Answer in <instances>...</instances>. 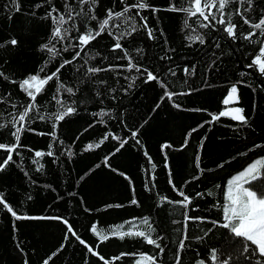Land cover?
Returning a JSON list of instances; mask_svg holds the SVG:
<instances>
[{"label":"trees","instance_id":"16d2710c","mask_svg":"<svg viewBox=\"0 0 264 264\" xmlns=\"http://www.w3.org/2000/svg\"><path fill=\"white\" fill-rule=\"evenodd\" d=\"M135 2L99 0L98 19L77 16L65 25L70 34L49 44L53 56L41 49L54 27L48 13L53 7L65 13L67 3L74 13L83 7L91 16L90 5L19 0L17 12L12 0H0V143H16L12 132L20 125L13 117L30 103L19 82L59 69V79L37 96V109L24 124L13 162L0 172V192L19 215L60 218L16 220L0 205V264H151L141 262L143 255L155 257L156 264H175L177 256L180 264H213V250L216 264L228 256L230 264L264 260L246 259L239 251L242 238L222 227L228 182L264 159V74L252 63L264 47V35L251 27L264 17V0H253L251 10L237 0L225 8V19L230 16L237 25L235 39L215 21L205 28L201 17L170 10L172 5L190 7L191 0H147L150 8L139 15L135 8L128 13L135 16L137 31L120 40L122 49H114L116 37L131 30V22L125 25L123 18L111 22L120 24L110 28L111 34L106 31L87 46L79 45L85 25L96 29L108 9L118 12ZM211 11L218 20L219 11ZM141 17H147L154 38L141 27ZM250 33L255 35L244 39ZM190 35H201L205 42L190 41ZM12 38L16 46L5 43ZM129 57L141 71L128 70ZM145 69L157 80L146 82ZM232 86L238 88L239 101L225 105ZM166 92L175 95L169 99ZM233 106L245 110L247 124L230 117L213 120ZM67 107L75 111L57 121L55 115ZM37 151L45 155L36 157ZM7 155L0 149V164ZM259 171L261 179L246 187L264 189V167ZM181 191L191 200L187 208L179 203ZM186 215L201 219L185 223ZM144 218L154 231L142 223ZM119 225L124 226L121 231H145L163 251L142 237L111 235ZM93 226L109 239L101 242Z\"/></svg>","mask_w":264,"mask_h":264},{"label":"snow or ice","instance_id":"6c2138e0","mask_svg":"<svg viewBox=\"0 0 264 264\" xmlns=\"http://www.w3.org/2000/svg\"><path fill=\"white\" fill-rule=\"evenodd\" d=\"M234 2V0H204L202 3V0H191V6L190 7H176L175 5L170 6V10L172 11H182L187 13L188 17H201L203 21H206L207 23H204L201 25L202 27H209L213 21L216 23L223 25V30L228 34L229 37H232L233 39L236 38V28L237 25L232 23V20L229 16V18L225 19V8L230 4ZM239 4H247L248 9L251 10V6L253 4V0H237ZM13 6L15 8V11L19 12L20 4L19 0H12ZM79 3L81 5L88 4L89 12H92L93 14L91 16H88V13L84 12L83 7H81V10L79 12L73 11V9L66 3L65 13H59V10L55 7L52 8V11L48 13L49 16L52 18V22L54 24V27L52 29L51 34V40L49 43H45L41 46L42 50H47V52L52 53L53 56L56 54L54 47H50L49 44L52 42V40H61L63 41L67 35L70 34V29L65 28L64 26L69 24L70 21H75V18L77 16H84L88 17L90 20H97L98 17L94 14L95 7L98 6L99 0H79ZM121 3H124V0H121ZM37 8L40 7V5H36ZM151 6L147 3V0H136L135 3L131 5L125 4L124 8L121 11L114 12L112 9L107 10V16L103 20H100L98 23V27L96 29L88 28L85 25V31L80 33L78 36V41L80 46H87L91 41L95 40L97 37L104 34L106 31H109L111 27L119 28L120 24L112 25L113 20H120L123 18V23L125 25L129 24L131 22V30L121 33L119 36L116 37V43L114 45V49H122L123 45L120 43V40L124 36H131L133 33L137 31L136 27V20L135 16L128 15V13L131 12L133 8L137 9V12L135 15H139L140 11L146 10L150 8ZM155 10V9H153ZM211 10H218L220 13V18L217 20L216 15ZM53 13H57V15H53ZM237 14L241 15L243 17V13L239 12L237 10ZM211 18V19H210ZM141 20L143 21V24L141 25L142 28L147 30V34L149 38H154L153 36V30L148 27L147 24V17H141ZM243 22L245 24H249L250 21L247 18H244ZM185 27H190L188 20H185ZM73 26H75L73 24ZM251 27L257 30L261 31V34L264 35V17H262L258 22L251 24ZM79 31V28L76 29ZM109 34L111 32L109 31ZM255 35V33H250L249 35L245 36L244 39H251V37ZM188 40L196 42L199 41L201 44H203L205 41L201 35H190L187 37ZM6 44H10L12 46H16L18 44L17 39L12 38L10 41H6ZM0 47H4V44H0ZM217 47H219V44H217ZM67 50V49H65ZM79 55V53H77ZM127 55V53H126ZM264 47L260 49L259 55L255 57L253 60V65L258 66L259 72L261 74H264ZM65 63H70V61H65ZM64 65L62 64L61 67ZM252 65H249L251 67ZM132 69H135L137 72L141 71L137 65L131 63V58L129 57V65L128 70L131 71ZM41 72L44 71L43 68L40 69ZM89 72H99L101 71L100 68H90L88 70ZM147 72V81L150 80H157V76L153 75L152 72H148L146 69L144 70ZM185 73L188 72V69H184ZM59 69H57V72L52 73L51 75H47L43 78L40 77L39 74H30L27 78H24L22 81L19 82L20 89L26 93L27 97L30 98V103L24 108L23 112L19 114V116L13 117V123L20 125L19 127H15V130L12 132V135L15 137L16 143L13 145H7L4 143H0V149L6 150L8 152L7 158L3 161L2 164H0V172H3L5 168L8 166L10 162H13V155L12 153L16 152V149L20 147L19 141H20V134L24 131V124L28 122L29 113L33 110L37 109L36 99L39 94H41L44 91V88L46 85L49 84L50 81H52L54 78L59 79L58 76ZM0 76H4L3 72H0ZM7 79V77H5ZM13 83H16V81H12ZM60 87H63V84L60 85ZM69 93H71L73 90L71 88L66 89ZM165 95L171 99L174 93L166 92ZM55 99V97H53ZM239 101V95H238V88L236 86H232L230 89V93L227 96V98L223 101L225 105H229L231 103H237ZM57 103L61 104V107H64L62 101H57ZM179 107V105H176ZM15 107V105H13ZM75 111L72 107L64 108L63 111L59 112L55 115V119L57 121H62L65 119L66 116H69ZM244 109L242 107H233L228 108L225 111H221L219 115H216L213 117V120H219L220 117H230L232 120L239 121L241 123L247 124L248 120L244 115ZM105 113H101L100 115H104ZM43 119L44 117H40ZM2 127V125H0ZM55 135V133H53ZM135 135V133L133 134ZM127 141H124L126 143ZM123 146V143L121 144V147ZM95 147H99V145H95ZM169 147V146H165ZM88 148H93V145H88ZM48 155H52L51 152L47 153ZM147 155V153H145ZM45 155L43 152L37 151L35 152L36 157H42ZM71 155V153H69ZM34 163H38L37 161H33ZM42 167V165H41ZM155 167V165H153ZM197 167H199V158H197ZM261 167H264V159L257 160L254 163H252L245 171L239 173L235 177H233L228 182V190H227V196H226V203L223 205L222 211H223V218L224 221H226L222 227L226 229H230L231 233L234 234L235 237L242 238L244 244L243 248L239 249L240 253L242 255L247 254L245 256L246 259L251 260L253 256H259L261 258H264V189L257 188V190H253L251 187H246L245 185L250 184L252 181H256L261 179V174L259 169ZM180 195L184 197L183 201H180L179 203H182L185 208L188 207V205L191 203V200L188 196L184 195V193L181 191ZM203 195V194H198ZM132 203H136L135 200L132 201ZM0 205H3V208L7 210L8 213L12 215L16 220H28V219H60L58 217H30L27 215H19L16 210L6 201L4 198V194L0 192ZM119 206V205H117ZM201 218L198 217H188L186 215L185 217V223H187L188 220H198ZM66 225H68V221H63ZM143 224L148 225L149 232L154 231V229L151 228V225L148 222L147 218H144L142 221ZM123 225H119L116 228H114L111 232V235L118 236L120 239H123L125 236H136V237H142L145 239V241L148 244L155 245L157 248H161V245L158 243L156 239H153L152 236L145 231L140 230H129V231H121L123 229ZM135 227V225H133ZM68 231L72 232V234L75 236L76 233L72 230L71 225H68ZM91 231L96 234L99 237V240L101 242L106 241L109 239V235L103 234L100 231H97L96 226H93ZM78 240H80L79 236H76ZM187 235L184 236V240H187ZM250 242V243H249ZM81 244H84L85 241L80 240ZM254 246V247H250ZM185 247L183 241L179 245V250H183ZM90 252H93V249L89 247L88 249ZM161 251L163 249L161 248ZM94 255H98V253L93 252ZM101 260L104 259V257H100ZM119 259V257H117ZM232 259L231 256H228L220 261V264H230V260ZM211 260L213 264H216L217 261V252L215 250L211 253ZM141 262H151V264H156L155 257L149 256V255H143L141 256ZM27 264V262H26ZM45 264H47V261H45ZM107 264V261L105 262ZM139 264V262H138ZM175 264H180L179 256H177ZM197 264H205V261L198 260ZM255 264H264V260H256Z\"/></svg>","mask_w":264,"mask_h":264},{"label":"rangeland","instance_id":"374dc122","mask_svg":"<svg viewBox=\"0 0 264 264\" xmlns=\"http://www.w3.org/2000/svg\"><path fill=\"white\" fill-rule=\"evenodd\" d=\"M233 107H236V106H233ZM233 107H231V108H233Z\"/></svg>","mask_w":264,"mask_h":264}]
</instances>
